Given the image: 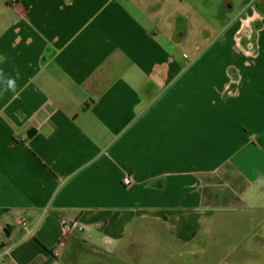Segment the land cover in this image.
I'll use <instances>...</instances> for the list:
<instances>
[{
    "label": "crops",
    "instance_id": "crops-1",
    "mask_svg": "<svg viewBox=\"0 0 264 264\" xmlns=\"http://www.w3.org/2000/svg\"><path fill=\"white\" fill-rule=\"evenodd\" d=\"M219 209L263 233L264 0H0V264H126L135 220Z\"/></svg>",
    "mask_w": 264,
    "mask_h": 264
},
{
    "label": "rangeland",
    "instance_id": "rangeland-1",
    "mask_svg": "<svg viewBox=\"0 0 264 264\" xmlns=\"http://www.w3.org/2000/svg\"><path fill=\"white\" fill-rule=\"evenodd\" d=\"M250 212L213 210L207 222H194L195 236L189 235L193 223L135 220L131 241H139V249L121 255L126 264H264V229L254 228L261 210Z\"/></svg>",
    "mask_w": 264,
    "mask_h": 264
},
{
    "label": "built area",
    "instance_id": "built-area-1",
    "mask_svg": "<svg viewBox=\"0 0 264 264\" xmlns=\"http://www.w3.org/2000/svg\"><path fill=\"white\" fill-rule=\"evenodd\" d=\"M130 181H131L130 176H126V177L124 178V183H125V184H129ZM20 223H21V225H22L23 227H28V226H29V222H28L26 219H22ZM63 226L65 227V230H67V231H70V230H72V228H73L72 224H70V223H68V222H63Z\"/></svg>",
    "mask_w": 264,
    "mask_h": 264
},
{
    "label": "clouds",
    "instance_id": "clouds-1",
    "mask_svg": "<svg viewBox=\"0 0 264 264\" xmlns=\"http://www.w3.org/2000/svg\"><path fill=\"white\" fill-rule=\"evenodd\" d=\"M14 83H15L14 80H11V79L8 80V87H9V88H12L13 91L15 90V89H14Z\"/></svg>",
    "mask_w": 264,
    "mask_h": 264
}]
</instances>
